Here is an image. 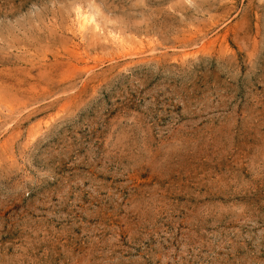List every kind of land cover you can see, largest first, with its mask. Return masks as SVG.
Segmentation results:
<instances>
[{"label": "rangeland", "instance_id": "1", "mask_svg": "<svg viewBox=\"0 0 264 264\" xmlns=\"http://www.w3.org/2000/svg\"><path fill=\"white\" fill-rule=\"evenodd\" d=\"M0 264H264V0H0Z\"/></svg>", "mask_w": 264, "mask_h": 264}, {"label": "bare ground", "instance_id": "2", "mask_svg": "<svg viewBox=\"0 0 264 264\" xmlns=\"http://www.w3.org/2000/svg\"><path fill=\"white\" fill-rule=\"evenodd\" d=\"M82 10V9H81ZM92 14V13H91ZM91 14H87V13H85V12H82V11H80V10H77L76 11V13H75V24H74V30H75V32L78 34V35H83L87 30L89 31V33H91V30H93L94 31V33H96L95 31L97 30H99V27H98V25L100 24H98L97 25V23L99 22H97L96 23V21L97 20H95L94 19V17L91 15ZM72 23V22H71ZM101 29V28H100ZM100 32H101V30H100ZM88 33V34H89ZM93 33V34H94ZM102 34V33H101ZM85 35H87V34H85ZM92 35V34H91ZM109 35V34H108ZM113 35V34H112ZM111 35V37H112V40H114L115 42H116V44L119 46V48L121 49V50H124V52H127L128 50H130L129 49V47L130 46H128V49H127V51H125V46H124V43L122 42V38L120 39V37L119 36H112ZM118 35V34H117ZM76 36V35H75ZM110 36V35H109ZM89 37V36H88ZM92 37H93V35H92ZM91 37V38H92ZM96 37V36H95ZM98 37V36H97ZM108 37V36H107ZM106 37V38H107ZM110 38V37H109ZM81 41V40H80ZM83 41V40H82ZM109 41V40H108ZM124 41V40H123ZM111 43H113V42H111ZM115 44V43H114ZM127 44H128V42H127ZM204 47V46H203ZM115 48H116V46H115ZM123 51H122V54H124L125 55V53H124ZM136 52V51H135ZM128 53H130V52H128ZM119 54H120V52H119ZM118 54V55H119ZM126 56H127V54H126Z\"/></svg>", "mask_w": 264, "mask_h": 264}]
</instances>
